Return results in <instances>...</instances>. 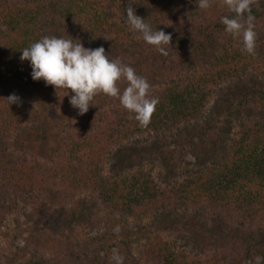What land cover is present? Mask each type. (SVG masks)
I'll use <instances>...</instances> for the list:
<instances>
[{"label":"trees","instance_id":"16d2710c","mask_svg":"<svg viewBox=\"0 0 264 264\" xmlns=\"http://www.w3.org/2000/svg\"><path fill=\"white\" fill-rule=\"evenodd\" d=\"M195 2L0 0V88L6 97H0V222L18 204L39 201L62 207L64 220L56 227L73 223L76 232L102 222V231L87 238L93 247L88 264H115L109 260L114 248L122 264H221L216 255L212 262L203 261L195 248L156 235L140 238L134 255L130 236L112 233V215L134 222L179 218L176 229H192V247L200 236L205 248L236 235L249 222H264V0H255L252 7L255 55L225 31L221 17L234 13L221 0H212L207 10ZM129 4L153 30L171 34L167 55L126 23ZM52 35L79 40L88 49L102 46L110 58L119 57L145 77L150 98L159 101L150 123L142 126L117 98L103 93L80 115L69 103L71 90L33 80L30 61L20 59L22 50ZM233 80H239L236 91L227 87L223 106L207 112L210 97ZM119 86L122 92L127 82ZM12 94L19 103L9 104ZM149 133L174 136L172 171L187 155L198 158L212 148L209 161L203 159L179 181L166 184L140 170L121 178L104 172L114 147ZM67 205L72 206L68 215ZM245 231L237 258L252 263L261 257L264 264L261 238ZM228 244H221L226 249L220 257L231 251ZM68 247L58 249L67 252Z\"/></svg>","mask_w":264,"mask_h":264},{"label":"rangeland","instance_id":"374dc122","mask_svg":"<svg viewBox=\"0 0 264 264\" xmlns=\"http://www.w3.org/2000/svg\"><path fill=\"white\" fill-rule=\"evenodd\" d=\"M238 81L233 80L223 84L221 89H218L210 97L206 111L210 109L216 112L220 106H223L222 101L230 93L228 89L236 91ZM0 97L6 98L2 88H0ZM220 119L219 128L222 130L225 127V123L222 118ZM173 138L174 136L149 133L137 136L129 141L125 140L114 147L111 154L104 160V172L109 175L120 176L121 178L140 170L144 173H149L157 182L166 184L173 181L176 182V180L179 181L181 174L185 170L193 168L196 164L202 162L203 159L208 160L209 152L212 151V148H208L207 154L200 153L201 155L198 158L187 155L178 168L172 171L168 166L169 158H171L170 152L175 151L174 149L177 147ZM178 138H182V133L179 134ZM60 208L62 207H52L45 201H39L28 206L18 204L16 209L6 212L4 219L0 222V264H88L89 254L93 247L87 238L95 236L97 232L102 231L103 223L100 222L99 225L91 230L88 228L77 229L76 232L73 231V223L71 226H64V228L56 227L57 222L63 223L64 220V214ZM66 209L65 212L68 215V212L72 211V206L67 205ZM98 212L101 218L105 219L106 214L100 209ZM152 218L145 217L134 222L131 220L121 221L112 215L109 221L115 222L112 230L114 235L118 236L120 232H125L134 241V255L136 244L139 240L142 241L140 238H150L155 235L167 242H176L177 246L187 245L191 250L195 248L203 261L206 259L212 262L213 256L216 255L219 260L221 259V264H256V259L250 263L237 258L236 252L243 245L240 241L243 238V229L246 230L245 232L249 231L255 238H261V243L264 245V222L262 220L249 222V225L243 226V229L236 232L238 238L235 234L229 237L223 236L222 241L211 242L210 247L205 248L200 236H196V245L192 247L190 242L193 235L189 234L192 229L188 228L186 230L188 232H179L176 229L178 224H182L181 219L165 216L161 218V221H153ZM184 227L186 226L184 225ZM75 235L77 237H74ZM66 237L68 240H65ZM47 238H50L49 242ZM59 240L63 242H58ZM226 241L229 242L228 246L231 251H226L224 256L220 257L219 252L226 249H222L225 245L222 246L221 244H225ZM65 244H69V247L64 249L67 252H61L58 248L63 250V245ZM56 254L57 257L55 258L54 255ZM235 259L240 261H235ZM109 260L115 264H122L123 262L122 256L115 248L112 250ZM138 261L141 262L140 264H144L141 260ZM261 261L262 259L260 264ZM215 264L219 263L216 262Z\"/></svg>","mask_w":264,"mask_h":264},{"label":"clouds","instance_id":"9594fccd","mask_svg":"<svg viewBox=\"0 0 264 264\" xmlns=\"http://www.w3.org/2000/svg\"><path fill=\"white\" fill-rule=\"evenodd\" d=\"M195 3L201 10L212 6V0H196ZM221 3L234 13L232 17H221L225 31L241 39L246 53L255 55L257 33L255 17L252 15L255 0H221ZM125 11L126 23L130 28L140 33L147 44L167 55L165 46H170L171 34L153 30L144 18L136 14L131 4ZM77 41L55 35L43 36L24 48L20 59L30 61L33 80L43 79L46 85L54 86L56 90H71L74 95L70 97L69 103L79 110L80 115L87 113L94 97L103 93L117 98L123 108L135 114V119L142 126H147L159 103L157 98H150L151 85L147 79L138 75L133 67L123 63L119 57L110 58L104 47L88 49ZM122 80L127 82V86L121 92L119 83ZM7 100L9 104L20 102L15 94ZM260 260L261 257H257L256 264H260Z\"/></svg>","mask_w":264,"mask_h":264}]
</instances>
